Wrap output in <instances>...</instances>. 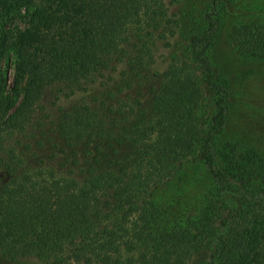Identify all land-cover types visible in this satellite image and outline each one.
<instances>
[{"label":"trees","instance_id":"16d2710c","mask_svg":"<svg viewBox=\"0 0 264 264\" xmlns=\"http://www.w3.org/2000/svg\"><path fill=\"white\" fill-rule=\"evenodd\" d=\"M210 1L186 35L183 0H0V264H264V151L219 141L208 54L229 1L264 62V0Z\"/></svg>","mask_w":264,"mask_h":264},{"label":"rangeland","instance_id":"374dc122","mask_svg":"<svg viewBox=\"0 0 264 264\" xmlns=\"http://www.w3.org/2000/svg\"><path fill=\"white\" fill-rule=\"evenodd\" d=\"M181 22L186 35L201 34L205 28V14L213 12L210 0H183ZM215 35L208 48L209 58L219 79L231 94V106L224 132L219 141L237 140L264 151V62L239 53L232 34L251 15L237 10L229 1L219 3Z\"/></svg>","mask_w":264,"mask_h":264}]
</instances>
